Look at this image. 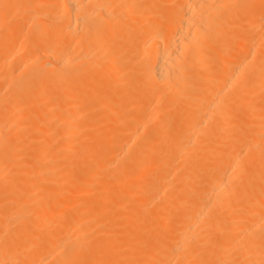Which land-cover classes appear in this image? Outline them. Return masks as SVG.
Returning a JSON list of instances; mask_svg holds the SVG:
<instances>
[{
  "label": "bare ground",
  "instance_id": "bare-ground-1",
  "mask_svg": "<svg viewBox=\"0 0 264 264\" xmlns=\"http://www.w3.org/2000/svg\"><path fill=\"white\" fill-rule=\"evenodd\" d=\"M0 264H264V0H0Z\"/></svg>",
  "mask_w": 264,
  "mask_h": 264
}]
</instances>
